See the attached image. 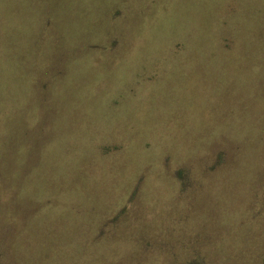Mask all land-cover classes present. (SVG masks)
Instances as JSON below:
<instances>
[{
    "label": "rangeland",
    "instance_id": "obj_1",
    "mask_svg": "<svg viewBox=\"0 0 264 264\" xmlns=\"http://www.w3.org/2000/svg\"><path fill=\"white\" fill-rule=\"evenodd\" d=\"M0 264H264V0H0Z\"/></svg>",
    "mask_w": 264,
    "mask_h": 264
}]
</instances>
